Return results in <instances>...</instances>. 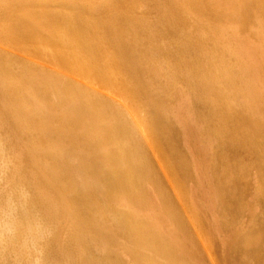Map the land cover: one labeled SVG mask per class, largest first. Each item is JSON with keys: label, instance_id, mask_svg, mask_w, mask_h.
<instances>
[{"label": "bare ground", "instance_id": "1", "mask_svg": "<svg viewBox=\"0 0 264 264\" xmlns=\"http://www.w3.org/2000/svg\"><path fill=\"white\" fill-rule=\"evenodd\" d=\"M209 1L215 17L223 15L227 21L235 17L237 21H232L236 24H248L253 37L260 39L264 45V0ZM205 2L185 0L182 4L197 10L203 7L205 11ZM124 3L121 0H106L97 8L93 0H0V14L19 6L23 8L25 5L27 8L26 15H22L17 23L0 25V33L6 39L30 41L36 47L42 46L51 59L60 65L78 71L87 78L99 80L104 87H116L120 95L129 99L135 111L141 107L154 109L149 115L142 114L143 118L136 112L137 123L126 113L121 102L112 103L100 92L77 81L59 80L52 76H48L52 84L48 90L47 84L37 77L31 67L18 62L14 65L10 59L5 64L6 60L0 54V100L6 106L3 113L13 121L22 136V142L17 143V132L7 130L3 120L0 121V185L5 183L7 186H4L6 189L0 186V264H62L61 258L67 257L75 248L81 251L77 264H126L114 252H110L112 244L121 239L132 256L131 264L197 263L183 245L176 243L175 235H170L171 239L165 233H160L161 226L157 225L158 228L152 222L156 217L149 220L132 213L126 208L128 202L124 201L145 199L143 185L149 181H160L135 124H141L149 131L155 148L165 159L169 160L177 153L172 141L175 127L165 125L166 94L163 96V89L157 88L158 81L163 78L173 82L177 77L187 82L198 98L228 104L226 112L222 109L219 111L217 106L209 107L212 117L216 118L222 112L226 117L220 120L221 129L219 125L209 127L211 122L208 128L213 136L220 137L216 158H223L224 166L213 167V172H219L217 188L220 195L232 199L229 206L232 212L239 210V199L245 191L240 184L246 175L244 165L237 171L238 176H229L238 170L239 152H255L256 157L259 154L260 159L255 165L264 167V99L250 82L251 66L242 64L236 69L234 62L231 64L226 57L229 50L225 45L234 43L231 36L234 37L235 28L232 26L234 31L229 35L228 23H225L223 28L221 25L220 28L216 27L208 37L210 31L206 27L200 26L194 30L196 40H210L214 45H219L215 52L199 46L202 43H197L190 36L193 31L184 33V25H181L183 28L172 40V45L168 43L170 47L166 46L173 54L172 60L167 62L152 53L156 48L152 45L154 39L150 36L138 37L137 30H143L138 17L133 18L132 12L116 11L117 7L124 8ZM111 10L116 11L115 23H108V19L103 20L99 16V13ZM127 13H131V17ZM236 26L237 32L239 28ZM122 28L136 32L134 38L121 34ZM109 49L114 53L107 51ZM106 52L109 55L104 57ZM190 65L191 68L188 67ZM28 73L32 77L28 82L15 78V75L18 78V74ZM227 85L231 88L224 91ZM140 94L147 97L144 99H148L150 107L137 104ZM241 116L245 118L244 124L239 120ZM17 148H20L19 152ZM13 151L15 156L11 157ZM228 153L233 157L232 162L228 160ZM26 158L32 161L31 169L26 165ZM249 161L245 162L249 164ZM172 164L169 166L175 174L178 164ZM180 170L185 172L183 168ZM102 189L103 195L107 196L104 199L99 195ZM118 197L124 198L125 203H122L125 205L122 207L125 208L112 205V200ZM64 220L69 228L67 239L60 242L58 235ZM235 235V243L239 241L244 246L243 249L238 245L239 248L255 256L257 264H264V233L237 232Z\"/></svg>", "mask_w": 264, "mask_h": 264}, {"label": "rangeland", "instance_id": "2", "mask_svg": "<svg viewBox=\"0 0 264 264\" xmlns=\"http://www.w3.org/2000/svg\"><path fill=\"white\" fill-rule=\"evenodd\" d=\"M93 1L94 4L96 1L98 2L95 4L97 8L100 7L99 5H101V3L103 2L106 3V0H93ZM121 1L125 2L123 4L124 8H121V6L117 8L115 7L117 9L116 11L119 12L121 10V13L122 12L126 13L127 11L128 13L132 12L134 14L132 15L133 18L138 17L137 20H139L143 24V30L142 29L137 30V32L139 33V35L137 34L138 37L142 36L144 38L146 37L149 38L150 36V38L154 39L152 45H155L156 48L154 49V51H152V53L154 54L156 53L157 58L163 61L167 60V62L172 60L171 57L173 56V54L169 49L166 48V46L170 47V45H172L171 42H173L175 36L180 33L181 31L180 29L183 28L182 27L183 25H184L183 28L184 33H188V31L190 30L193 31L191 33H193L194 36L193 34H190V36L194 40H196L195 37L196 31L194 30L200 28V26H204L207 29H209L210 33L207 34V37L210 36V34H212V32L216 29V27L220 28V25L223 28L228 23L227 24L228 26L226 27L230 31L229 35L233 33L234 29L232 28L234 27L235 28V32L233 33L234 37L231 36L233 38L231 41H233L234 43L232 42L233 43L232 45H225L226 47H228L229 50L227 52L228 55L226 54L227 55L226 57L231 61V64H233L234 62L233 66L236 67V69L240 68L242 64H247L251 66L249 67L252 72L251 73L252 75L250 77L251 79L250 82L252 84L253 89L260 93L261 98L263 97L262 100L264 99L263 96L264 95V88H263L264 87V45H262L260 39H257L255 36L253 37L252 32L250 31V29H248L247 26L248 24L245 26H241L243 25L241 24L242 22H237L236 24L235 21H232L233 19L237 21L235 17L227 21L228 19L223 15L222 17H220L222 21H219L220 18L214 16V12L212 10L213 7L210 5L209 0H204L206 1L205 2V7L207 8L205 9L206 12L204 11L203 7L197 10L191 6L189 7L184 6L182 3L185 0L182 1L181 0H121ZM185 7L187 9H185ZM18 8L17 9L12 8V11H7L8 15L7 13L0 14V15H4V17L0 16V25L10 26L12 24L17 23L18 20L20 21V19H22L23 17L22 15H26L25 11L27 8H25V5L23 6V8L21 6L22 10L20 6ZM163 9H165V11ZM116 11L115 10H111L107 12L103 11L102 13H99V16L103 20L108 19V23H115ZM212 12H213V16H212ZM97 13L98 10H96V14ZM128 15L131 17V13ZM216 21L217 23H215ZM206 23L209 25L208 27L206 26L207 25ZM145 25L146 27L144 29ZM236 25H238L239 28L237 29V32H236V28H237ZM120 32L121 34L124 35L128 34L131 37L133 36L132 38H134L136 33V32L135 33L129 32L126 28L120 29ZM1 37H0V52H1L0 54L4 56L6 60L5 64L8 63L7 59L8 61L10 59L11 60L10 62L11 63L13 62L14 65L17 64L16 62H18L19 64L22 63L23 65H27L28 67H31V69H33L36 72L37 77L38 78L41 77L40 78L41 81L47 84V89L50 88V85H52L48 81V79L50 80V77L48 76H52L59 80L62 79L73 80L88 86L93 91L96 90L95 92L97 93L100 92L99 94H102L107 99L109 98V100L112 101V103L121 102V105H123L124 109H126V113L129 114V116H131L132 118L136 119V115H137L136 112L139 114L138 116H141L142 118L146 115H149V113L151 114V111L152 113L154 112V109H152V107L149 106L148 99H146L145 101L144 98L146 96L140 94L137 104L138 105L140 103L143 104V105L140 104V107L141 106L144 107V105H146L145 107L148 108L149 106L151 110L150 108L144 109L142 107L141 109H139L136 103L134 102L135 106L138 108L137 110L140 112L135 111V108L132 107L133 105H131L130 101H128L129 99L127 97L124 98V95L122 94L121 96L120 93L117 92L116 87H113L115 90L112 89L111 87L108 88L107 86L104 87L103 83L101 82L100 84L99 80H95L94 78H87L81 75V73L78 71L76 72L74 70L67 68L64 65H60L59 62L51 59V57L49 56V52L45 51L44 47L42 46L36 47L30 41L19 40L20 41L19 42L16 39H6L4 36L2 38ZM163 39L167 40V42L164 41ZM196 41L197 43H199L200 41L202 45L199 46L207 48L208 51L213 50L216 52L217 51L216 49L219 46V45H214L212 42H209L210 40L208 41L196 40ZM107 51H110V53L111 52L114 53V50L112 49H109ZM108 55L109 52H106L104 54V57L105 56L107 57ZM236 57L238 59H236ZM14 59H15V63H14ZM188 67L191 68L192 66L190 65ZM18 75H19L18 78L17 75H15V78L19 80L20 78L21 80L23 78L24 81L28 82V80L30 81L32 79L29 73L26 75L23 74H18ZM157 85H158L157 88L160 87L163 89V93H164L163 96H165L166 94L165 96L166 98L164 97L165 98L164 107L166 109L165 114L167 117L166 118L167 121L165 120L166 121L165 125H169L172 128L174 125L175 127L173 128L175 132L173 138L174 137L175 138L172 141H174L175 143L173 146H175V150L177 151V153H175V155H172L170 157L171 159L169 160L165 159L162 155H160L157 148H155L156 146L154 144L153 138H151L149 131H147L145 127L142 126L141 124L138 125L135 124V126L139 130L141 139L142 141H144L147 151L150 155L152 164L154 166V171H155L154 173L160 181L157 180L149 181L143 185V189L145 191L144 193L146 197L145 199L142 198L141 201L140 199H134L132 201L128 198H127L128 200H124V198L122 199V197L121 199H119L120 197L119 196L118 198H114L112 200L114 201L112 202V205H115L116 207L123 209L125 207L124 206L122 207V205L125 203L124 201H127L128 205L126 206V208L132 211V213H136L149 220H153V218L156 217L152 222L154 223V225L156 226L159 225L162 227V228L160 227L159 229L160 233L161 234L165 233V236L170 237L171 239L174 238L176 243L183 245L193 256L192 260L197 262L198 264H257V261L254 258L255 256L248 255L246 250L245 252L243 251L244 249L243 244H241L239 241H236L237 243H235V239H236L235 234H237V232L245 233V232H255V231L258 233L260 232L264 233V197H263L264 195L261 194L264 191V180H263L264 167L262 166L261 168L260 165L257 166L255 165L259 161L260 158L258 157H260V155L257 153L258 157H256L257 155L255 154V152L254 155L251 152L240 151L239 152L240 156L238 155V159H237L238 170L229 174V176L235 177L236 174L238 176L237 171H239V168L240 167L242 168L243 165L244 168H246L245 169L246 175L244 176V178H242V180H240V182H242L240 184L242 185L243 188H245L244 189L245 191H243V196L239 199L240 200L239 210L237 211V213H234L229 208V206L232 203L231 197L229 196L227 198H223L220 195L219 190L217 188L218 187L217 180H218L219 172L217 173L215 171L216 174H214L215 172H213L214 171L213 167H215V169L216 167L222 168L224 166V162H223V158L222 160L220 159L221 157L216 158V153L219 150L218 140L220 139V137L213 136L208 128V125L211 122L212 125L209 127H212L214 125H219V129H221L222 118L226 117L223 115V112L219 114L216 118L212 117L209 113L210 112L209 107L217 106V108L220 109L219 111L223 110L226 112L228 109L227 106L228 104L226 105V103L223 102L216 104L215 102H210L208 100L205 101L206 100L205 98L202 99L198 98L196 93H194L193 90L189 87L188 83L187 82L185 83L184 80H180L177 77H174L173 82L168 80V78H163L162 81H158ZM259 86L261 87V90H259L260 89ZM230 88L231 86L227 85L224 87V91ZM115 91L117 92L116 93L117 95L115 94ZM116 99L118 100L116 101ZM195 99H198L204 105L201 104V102H198V100H196L195 102ZM238 101L240 102L239 99ZM4 103H5L4 101L2 102V100H0V106H1L0 121L3 120L4 123L3 126L7 127L8 128L7 130L13 129L15 132H17L16 134V137L18 138L17 143H20L22 142V138H21L22 136L20 135L18 128H16L13 121L8 117V115L3 113V109L5 110L6 108V106L3 105ZM236 107L237 106L235 103L234 108ZM128 108L131 112L128 110ZM59 109L61 110L60 107ZM132 112H134L135 114L134 113H133L134 115L131 114ZM238 112H240V110ZM1 113H3V118L5 117L8 118L5 119L1 118ZM142 114L145 115L143 116ZM242 117L243 116L239 117V120L242 121L241 123L244 124L245 118ZM240 118H242V120ZM206 119H208V121ZM249 119L250 118H248L247 120ZM19 150L20 148H17V152H19ZM10 155L11 157H13L14 151L11 152ZM228 155H227L228 160H231L232 162L233 157L229 153ZM247 156L248 157L250 156L249 159ZM225 157H226V153H225ZM245 159L247 161L250 160L249 164L245 162L246 161ZM25 160L27 167L28 168L30 167L31 169L32 161L29 158L28 160L27 158ZM182 160L184 162L181 163ZM169 161L172 163L174 162L175 166L178 164V166H176L177 171L175 174L174 171L170 169L171 168L170 166L173 164L170 163ZM252 161H254L255 163ZM185 162L186 164H184ZM180 163L184 164V166L183 165L181 166ZM179 168L180 169L183 168V170L186 173L180 170ZM181 171L182 173H179ZM183 173H185V175H183ZM177 174H180V176ZM175 175H177L178 178ZM0 186L2 187L5 186L7 188L5 183H2ZM5 187L4 189H6ZM259 190L260 191L263 190V191L260 193ZM103 193H104L103 189L99 191V195L102 197V199L107 197L105 196V194L103 195ZM146 194H148V196ZM222 198L224 200H222ZM116 201L118 203V206ZM118 201L119 202L121 201V204H119ZM139 209L142 212H144V214ZM172 209H175V211L171 212ZM149 214H151V217H149L150 216ZM170 214L174 216L172 217ZM144 215H146L147 217ZM46 219H50V218L47 217ZM64 222L65 220L61 222V227L59 230L58 240L60 242H64L65 238L67 239V232L69 226L67 223ZM225 222H227V224ZM159 226L157 227L159 228ZM170 235L172 236L175 235V237L172 238V236ZM123 241L124 240L121 239L117 241L118 244L116 242H115L116 244L113 243L112 244L113 246H111L110 248L113 247L114 249L113 248L110 249V252L111 253L114 252L113 254L117 256L119 260L131 264V262H133L132 256L124 246ZM238 245L243 246L242 247L243 249H240ZM243 252L244 255H242ZM80 255H81V251L75 248L71 252H69L67 257L64 256L63 258H61V262L62 264H68V263L77 264L80 259Z\"/></svg>", "mask_w": 264, "mask_h": 264}]
</instances>
